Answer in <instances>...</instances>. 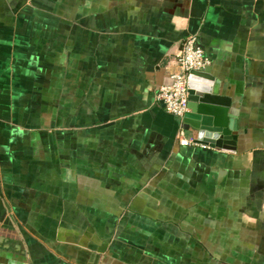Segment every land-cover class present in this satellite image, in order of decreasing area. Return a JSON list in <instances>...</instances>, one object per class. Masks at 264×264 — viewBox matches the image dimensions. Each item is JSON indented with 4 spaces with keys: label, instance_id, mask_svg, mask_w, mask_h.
<instances>
[{
    "label": "crops",
    "instance_id": "1",
    "mask_svg": "<svg viewBox=\"0 0 264 264\" xmlns=\"http://www.w3.org/2000/svg\"><path fill=\"white\" fill-rule=\"evenodd\" d=\"M190 35L235 151L157 100ZM0 264H264V0H0Z\"/></svg>",
    "mask_w": 264,
    "mask_h": 264
},
{
    "label": "water",
    "instance_id": "2",
    "mask_svg": "<svg viewBox=\"0 0 264 264\" xmlns=\"http://www.w3.org/2000/svg\"><path fill=\"white\" fill-rule=\"evenodd\" d=\"M215 78L208 72H192L189 82V112L182 123L194 135L195 143L235 151L238 121L230 105L217 94Z\"/></svg>",
    "mask_w": 264,
    "mask_h": 264
},
{
    "label": "built area",
    "instance_id": "3",
    "mask_svg": "<svg viewBox=\"0 0 264 264\" xmlns=\"http://www.w3.org/2000/svg\"><path fill=\"white\" fill-rule=\"evenodd\" d=\"M212 63L200 45L197 35L188 36L182 43L177 57V70L173 72L168 81L159 89L157 100L164 110L183 120L189 112V82L192 72H207ZM179 143L182 146L198 145L189 140L184 128L179 132Z\"/></svg>",
    "mask_w": 264,
    "mask_h": 264
}]
</instances>
